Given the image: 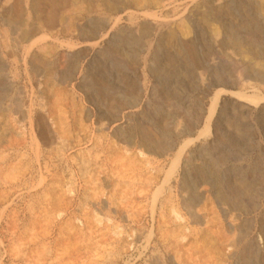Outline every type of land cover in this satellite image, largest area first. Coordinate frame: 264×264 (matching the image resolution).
<instances>
[{"label":"rangeland","instance_id":"374dc122","mask_svg":"<svg viewBox=\"0 0 264 264\" xmlns=\"http://www.w3.org/2000/svg\"><path fill=\"white\" fill-rule=\"evenodd\" d=\"M14 2L0 264H264V0Z\"/></svg>","mask_w":264,"mask_h":264},{"label":"bare ground","instance_id":"6f19581e","mask_svg":"<svg viewBox=\"0 0 264 264\" xmlns=\"http://www.w3.org/2000/svg\"><path fill=\"white\" fill-rule=\"evenodd\" d=\"M67 1L68 0H46L48 6H49V11L45 12L43 14V19L41 20V23L42 25L46 26V27H52L55 25V23L58 21V18H57V13L55 12L56 8L57 7H62L63 5L67 4ZM13 7H14V13L15 15L18 13V10L21 9L20 7V0H15V2L13 3ZM37 8L40 7V5L38 4L36 6ZM41 11H43L41 9ZM7 14V13H6ZM16 19V16L15 17H12V21L14 22ZM43 21V22H42ZM156 25V24H154ZM153 26V25H152ZM151 26V27H152ZM16 28V27H15ZM17 30V29H16ZM220 92H229V91H226L224 89H219L218 91H216L215 94H213L208 106H207V110H206V115L203 119V123L202 125L200 126L198 132L196 133V136L195 138H197L199 135H201L203 133L206 134V132L209 131L210 127H211V122H212V118L215 114V110H216V106H217V103H218V96H219V93ZM239 95V94H238ZM236 96V95H235ZM243 96V95H242ZM251 96V95H250ZM1 99L0 98V107H1ZM261 98L259 97H256V99L253 98V100H257L258 102L260 101ZM135 106V105H134ZM42 126L40 127V130H39V139L41 140L42 144L43 145H48L50 144L51 142V137H50V132L48 130V128L46 126H44V124H41ZM190 135V134H189ZM194 141V140H193ZM146 145H148L147 143H145ZM189 144V143H188ZM151 144H149L148 146H150ZM163 145H161L160 147H162ZM159 147V148H160ZM183 149V148H182ZM182 149L178 148L176 149L175 151H173V154L171 155V162H170V166L172 167L173 166V169H175V164L180 160V155L182 153ZM164 149H159L160 152H162ZM145 151H147L148 153H155V151H153V149H146ZM159 153V152H157ZM112 163V162H111ZM136 163V162H135ZM178 164V163H177ZM176 164V165H177ZM133 169V168H132ZM170 169V168H169ZM172 169V170H173ZM170 172L168 171V174ZM4 179V178H3ZM160 192V191H159ZM153 195V194H152ZM137 204V203H136ZM100 206V205H99ZM126 211V210H125ZM93 217V216H92ZM91 217V218H92ZM95 218V217H94ZM79 229V228H78ZM110 231V230H109ZM112 231H110L111 233ZM119 233V229L118 227H114L113 228V235L114 234H118ZM118 236V235H116ZM212 254V253H211ZM88 255V254H87ZM197 262V261H196Z\"/></svg>","mask_w":264,"mask_h":264}]
</instances>
